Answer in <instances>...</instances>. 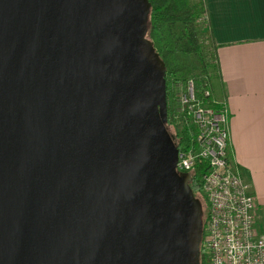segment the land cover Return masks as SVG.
<instances>
[{
  "label": "water",
  "instance_id": "water-1",
  "mask_svg": "<svg viewBox=\"0 0 264 264\" xmlns=\"http://www.w3.org/2000/svg\"><path fill=\"white\" fill-rule=\"evenodd\" d=\"M147 0H0V264H198Z\"/></svg>",
  "mask_w": 264,
  "mask_h": 264
},
{
  "label": "built area",
  "instance_id": "built-area-1",
  "mask_svg": "<svg viewBox=\"0 0 264 264\" xmlns=\"http://www.w3.org/2000/svg\"><path fill=\"white\" fill-rule=\"evenodd\" d=\"M177 85L172 119L188 131L192 145L177 149L175 172L194 177L191 192L205 205L198 258L204 264H264V235L254 228L253 195L228 157L225 102H205L208 90L197 97L191 80Z\"/></svg>",
  "mask_w": 264,
  "mask_h": 264
},
{
  "label": "crops",
  "instance_id": "crops-1",
  "mask_svg": "<svg viewBox=\"0 0 264 264\" xmlns=\"http://www.w3.org/2000/svg\"><path fill=\"white\" fill-rule=\"evenodd\" d=\"M217 47L213 100L224 101L228 157L253 195L254 228L264 235V0H204Z\"/></svg>",
  "mask_w": 264,
  "mask_h": 264
},
{
  "label": "trees",
  "instance_id": "trees-1",
  "mask_svg": "<svg viewBox=\"0 0 264 264\" xmlns=\"http://www.w3.org/2000/svg\"><path fill=\"white\" fill-rule=\"evenodd\" d=\"M147 1L150 6L145 38L164 65L165 129H172L171 134L167 133L175 148L179 149L192 145V139L188 131L179 129L172 119L175 115L173 86L191 80L197 97L201 96V91H209V97L204 101L210 103L213 99L210 80L218 71L217 47L207 23L204 0ZM180 118L181 115H176V119ZM195 186V182L190 185L192 191ZM198 264H204L200 257Z\"/></svg>",
  "mask_w": 264,
  "mask_h": 264
},
{
  "label": "rangeland",
  "instance_id": "rangeland-1",
  "mask_svg": "<svg viewBox=\"0 0 264 264\" xmlns=\"http://www.w3.org/2000/svg\"><path fill=\"white\" fill-rule=\"evenodd\" d=\"M200 24H201V27H203V24H202V22H200ZM177 84H179V83H177ZM177 84H175L174 86H173V93H174V96H175V94H176V92L178 91V85ZM179 129H180V127H178ZM167 132L169 133V134H171L172 133V129L171 128H168V130H167ZM200 209H201V220L204 218V214H205V205H204V203L202 204H200Z\"/></svg>",
  "mask_w": 264,
  "mask_h": 264
},
{
  "label": "flooded vegetation",
  "instance_id": "flooded-vegetation-1",
  "mask_svg": "<svg viewBox=\"0 0 264 264\" xmlns=\"http://www.w3.org/2000/svg\"><path fill=\"white\" fill-rule=\"evenodd\" d=\"M191 182H192V180H190V183H189V187H190V185H191ZM190 189H191V187H190ZM195 199H196V197H194ZM197 200V199H196ZM198 201V200H197Z\"/></svg>",
  "mask_w": 264,
  "mask_h": 264
}]
</instances>
